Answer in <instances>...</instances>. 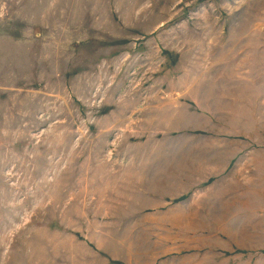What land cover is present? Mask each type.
Here are the masks:
<instances>
[{
    "label": "rangeland",
    "instance_id": "374dc122",
    "mask_svg": "<svg viewBox=\"0 0 264 264\" xmlns=\"http://www.w3.org/2000/svg\"><path fill=\"white\" fill-rule=\"evenodd\" d=\"M224 156L264 169V0H0V264H264L257 171L176 221Z\"/></svg>",
    "mask_w": 264,
    "mask_h": 264
},
{
    "label": "crops",
    "instance_id": "0c3cea01",
    "mask_svg": "<svg viewBox=\"0 0 264 264\" xmlns=\"http://www.w3.org/2000/svg\"><path fill=\"white\" fill-rule=\"evenodd\" d=\"M234 96L236 95H233V97ZM230 99H232V96ZM225 111H226V114H228V111L231 112L235 110L234 109L230 110L226 108ZM217 112L218 111L214 112L213 114H217ZM232 115L234 118V113ZM210 120H213V118L212 119L210 118ZM214 124L218 125L217 123H214ZM218 147L219 145L216 146L217 151L215 153V158L218 159L217 164H219V157H220L219 152H218ZM232 157L224 156L223 157L224 160L222 162L223 164L219 167L214 166L215 169L214 168L213 169H201L203 171L202 173L205 174V176L201 175L199 176V178H196L200 182L198 183L196 181L193 183H188L187 186H185L182 191L178 192L179 196L181 195L187 196V195H190L191 192H192V195L190 199H188L185 202H180V205H178V213H177L178 216L175 217L176 221L182 222L184 227L187 226L188 228L191 227V222L219 223V222L234 221L235 219L234 218L235 217V214H234L235 204L233 200L234 196H233V193L231 192L232 189L229 188L230 187L229 183L231 181L229 182L228 179L231 178L233 174H235L236 172H241L244 175L243 180L245 183H255L253 181L250 182V180L253 179V177H255V174L252 175L250 171L251 172L257 171L258 173L257 176H259L258 179L259 180L262 179L261 186H262V189H264V169H228L229 165L232 162L231 161ZM214 163H215V160H214ZM179 171L180 170H178V172ZM188 171L189 169H185L186 173H188ZM260 171H262L263 173L260 174ZM160 173H162V175H165V174L168 175L171 172L168 170L166 171V169H164ZM179 174L181 175V172H179ZM172 175H174V172H172ZM175 177H178V176H175ZM124 179H125V182H124L125 184H129L130 187L132 188H137L135 186L137 185L139 179L136 173L132 174V172H130V177L127 179L126 178ZM211 179L212 181H210ZM155 180H157V178ZM185 180L186 179L183 178V181ZM160 183L163 184V186H166L168 184L166 182L163 183L162 181H160ZM165 189L166 191L158 193L159 195H157L163 198L161 202H158L160 203V207L167 206L168 205L167 200L174 194V193L169 194L170 190L167 188ZM228 189H230L229 190L230 192H228ZM150 190L151 189L148 188L146 193L144 194L153 196L154 192H150ZM258 193H261V197L264 195V191L262 192L261 190H259ZM245 204H248V203L246 202ZM254 204H251V205H254ZM251 205L247 209V213L239 214L238 212L237 217L239 216V218H236L237 221L240 220L243 222L251 223L252 221L256 220V217L254 216L256 215L258 217H260L261 215L264 216V198H261V202H259L256 206L257 208H254V206H251ZM166 213L167 214L169 213V209L167 210V212L165 211V209H162V215ZM249 223H247L246 226L243 228L249 229L250 228Z\"/></svg>",
    "mask_w": 264,
    "mask_h": 264
}]
</instances>
